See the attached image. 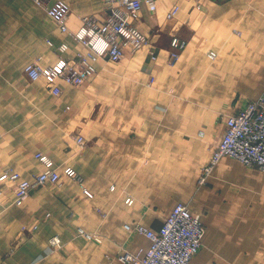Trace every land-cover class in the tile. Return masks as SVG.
<instances>
[{
	"label": "crops",
	"instance_id": "crops-1",
	"mask_svg": "<svg viewBox=\"0 0 264 264\" xmlns=\"http://www.w3.org/2000/svg\"><path fill=\"white\" fill-rule=\"evenodd\" d=\"M54 1L0 0V173L43 170L37 152L60 170L59 183L32 186L20 204L3 186L0 264H137L118 255L143 254L150 238L125 225L157 230L178 201L204 227L188 264H264V170L224 155L197 182L226 116L264 87L263 79L252 96L235 88L264 70V0H157L153 11L142 4L137 26L149 43L126 46L117 61L99 59L80 85L59 80L58 95L43 78L31 80L25 64L85 51L70 31L84 15L102 19L105 7L65 0L62 31L46 11ZM173 34L187 46L170 63ZM67 165L78 179L64 174Z\"/></svg>",
	"mask_w": 264,
	"mask_h": 264
},
{
	"label": "built area",
	"instance_id": "built-area-1",
	"mask_svg": "<svg viewBox=\"0 0 264 264\" xmlns=\"http://www.w3.org/2000/svg\"><path fill=\"white\" fill-rule=\"evenodd\" d=\"M34 1L39 4L43 0ZM103 1L105 13L102 19L94 15H84L82 24L70 31L74 38L86 46V50L77 51L72 59L60 57L56 62L47 65L27 62L24 71L31 80L43 78L52 93L58 95L61 91L59 80L74 86L80 85L96 72L95 62L99 59L117 61L123 57L126 46L138 50L142 45L149 43L147 35L137 26L138 12L142 4H146L149 10H155L157 0ZM45 7L59 28L67 31L66 18L70 8L68 2L55 0ZM176 9L177 4H173L167 12L168 16H172ZM186 44L187 40L173 34L169 42L170 63H174ZM57 48L64 51L67 43L61 42ZM214 54V51H209L211 57ZM152 57L154 58L155 55ZM77 141L82 144L84 139L82 136H77ZM35 155L42 161L44 169L32 173L28 178L22 177L20 172L13 169L2 171L0 195L4 185H11L14 191L13 200L20 204L32 186L45 182L59 183L60 170L53 166L52 159L42 152H37ZM224 155H229L247 166L264 170V87L258 97L247 100L238 112L226 116L222 139L212 150L208 162L200 168L197 176L199 185L207 182L212 168ZM62 171L67 176L79 178L70 165L63 167ZM84 193L91 195L87 189H84ZM125 227L127 230L144 233L150 238L149 247L143 254L125 251L118 255V258L124 262L133 261L137 264H188L201 247L204 236L201 220L189 211L183 201L174 204L158 230L150 229L140 223ZM79 232L98 241L101 239L97 233L85 232L82 229ZM50 242L58 246L59 236H51Z\"/></svg>",
	"mask_w": 264,
	"mask_h": 264
},
{
	"label": "rangeland",
	"instance_id": "rangeland-1",
	"mask_svg": "<svg viewBox=\"0 0 264 264\" xmlns=\"http://www.w3.org/2000/svg\"><path fill=\"white\" fill-rule=\"evenodd\" d=\"M263 79H264V70L253 74V76H251L248 83L245 82L243 84V82H241L240 84L235 85V88L237 87L236 89L238 90L239 93L243 92L246 93L247 95L249 94V96L256 95L259 85Z\"/></svg>",
	"mask_w": 264,
	"mask_h": 264
},
{
	"label": "trees",
	"instance_id": "trees-1",
	"mask_svg": "<svg viewBox=\"0 0 264 264\" xmlns=\"http://www.w3.org/2000/svg\"><path fill=\"white\" fill-rule=\"evenodd\" d=\"M157 230H158V228H157Z\"/></svg>",
	"mask_w": 264,
	"mask_h": 264
}]
</instances>
